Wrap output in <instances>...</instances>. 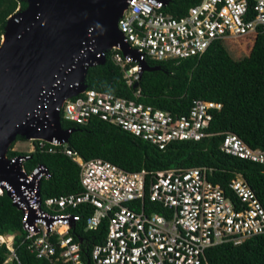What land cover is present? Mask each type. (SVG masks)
<instances>
[{
    "label": "built area",
    "instance_id": "1",
    "mask_svg": "<svg viewBox=\"0 0 264 264\" xmlns=\"http://www.w3.org/2000/svg\"><path fill=\"white\" fill-rule=\"evenodd\" d=\"M166 1L127 0L117 27L135 56L123 54L119 45L98 54L105 57L110 52L133 89L143 67L140 61L201 56L216 40L256 34L264 28V0H197L182 16L167 12ZM133 95L120 97L87 87L64 98L55 109L61 122L85 125L98 118L165 149L174 141L211 136L213 111L222 107L220 102L195 98L187 113L176 115L138 101L139 88ZM29 140L34 149L27 153L36 148L62 152L80 167L81 191L59 196L41 198L39 184L49 176L48 170L39 164L27 172L23 163L28 156L9 158L14 166L19 161V169L10 173L16 181L0 180V195L9 192L21 211L27 249L48 264L90 260L95 264H209L208 248L239 245L264 234V207L240 174L229 182L228 194L209 179L212 168L206 166L128 171L103 158L85 160L64 140ZM219 148L264 165V149L250 147L234 132L223 133ZM79 206L91 208L84 231L96 230L107 221L103 240L89 250L74 233L78 218L73 210ZM11 239L2 264H21L14 235Z\"/></svg>",
    "mask_w": 264,
    "mask_h": 264
},
{
    "label": "trees",
    "instance_id": "2",
    "mask_svg": "<svg viewBox=\"0 0 264 264\" xmlns=\"http://www.w3.org/2000/svg\"><path fill=\"white\" fill-rule=\"evenodd\" d=\"M168 1L165 10L175 16H182L197 2ZM26 6V0H0V42L8 18ZM226 40H244V48L237 51L236 58L227 49ZM146 63L159 68L142 72L137 86L141 95L137 100L176 115L187 113L195 98L220 102L222 107L213 111L208 128L213 134L200 141H174L159 149L98 118L85 125L62 120V127L72 130L67 141L70 148L85 160L103 158L128 171L206 166L212 168L209 179L228 194H231L229 182L240 174L264 207V165L223 153L219 148L223 133L229 131L250 147L264 149V28L256 34L216 40L201 56L161 61L147 58ZM85 83L88 88L126 98H134L137 89L127 86L110 52H106L103 64L88 68ZM20 155L28 156L23 163L27 172L39 164L48 170L49 176L40 180L41 198L81 191L80 167L64 153H48L38 148L31 153L18 152L11 144L7 157ZM73 211L78 218L74 233L84 239L83 245L89 250L103 240L107 221L96 230L84 231L91 208L79 206ZM1 235H14L13 246L21 264H48L27 249L21 211L7 193L0 195ZM8 252L6 244H0V264ZM206 258L209 264H264V234L250 237L239 245L212 246L206 250ZM88 264L95 263L90 260Z\"/></svg>",
    "mask_w": 264,
    "mask_h": 264
},
{
    "label": "water",
    "instance_id": "3",
    "mask_svg": "<svg viewBox=\"0 0 264 264\" xmlns=\"http://www.w3.org/2000/svg\"><path fill=\"white\" fill-rule=\"evenodd\" d=\"M26 1V8L20 9L22 12L30 6L31 0ZM34 2L32 12L13 21L8 18L5 27V32H11L15 41L13 47L0 55V145L9 126L24 127L49 139L67 142L72 130L62 127L60 114L55 109L59 106L56 97L61 85L65 84L68 90L64 98L85 90L88 68L93 62L96 65L105 62V57L98 54L111 48L108 46L112 43L119 44L123 54L135 56L117 27L127 0ZM103 40L110 42L109 45ZM83 57L93 61L83 66V74L78 78L77 64ZM140 63L143 65L140 76L144 70L159 68L149 67L146 61ZM137 86L138 82L133 87ZM18 136L29 139L23 133L13 134L5 150L6 157ZM14 167L0 163V180L16 181L10 174Z\"/></svg>",
    "mask_w": 264,
    "mask_h": 264
},
{
    "label": "bare ground",
    "instance_id": "4",
    "mask_svg": "<svg viewBox=\"0 0 264 264\" xmlns=\"http://www.w3.org/2000/svg\"><path fill=\"white\" fill-rule=\"evenodd\" d=\"M34 6H35V2H34V0H31L29 8L24 12H22V10L19 9L15 14H13L12 16L9 17L10 21H13L15 19V17L22 16L24 14H28V13L32 12V10L34 9ZM14 41H15L14 35L11 32H8V33L5 32L3 34L2 40L0 42V55H2L4 53V51L13 47ZM103 43H105L106 45H109L110 42H108L107 40H103ZM118 45L119 44L112 43L108 47L112 48L113 46H118ZM92 61L93 60L89 57H83L81 59L80 64L79 63L77 64V68H78L77 77L78 78H81V76L83 74V66H86L88 63H91ZM66 95H68L67 86L65 84H62L59 92L57 93V97H56L57 105H60L64 101V96H66ZM17 133L26 134L27 136H29V139H45L47 141H54L53 138L49 139L46 136L39 135L36 133H32V132L28 131L27 129H25L24 127H12V126L6 127L4 130L3 141L0 145V163L5 165V166L10 164L9 158H7L5 156L6 147H7L8 143L11 141L13 134H17ZM14 168H15V170L19 169V161H17V164L15 165ZM22 176H23V178L24 177L28 178V176L25 175L24 173ZM0 237H3V236H0Z\"/></svg>",
    "mask_w": 264,
    "mask_h": 264
},
{
    "label": "rangeland",
    "instance_id": "5",
    "mask_svg": "<svg viewBox=\"0 0 264 264\" xmlns=\"http://www.w3.org/2000/svg\"><path fill=\"white\" fill-rule=\"evenodd\" d=\"M19 9V8H18ZM17 9V10H18ZM227 49L230 51L231 55L236 58V54H237V51L241 50L244 48V45H242L244 43V40L240 41V40H233V41H224ZM246 47V46H245ZM33 143L32 141H30L29 139L27 138H24V137H17L15 138V140L12 142V149L18 151V152H24V153H27V152H30L31 150L34 149L33 147ZM4 238L3 241H5V244L6 245H10L11 242H12V239L10 236H3V237H0V241L1 239Z\"/></svg>",
    "mask_w": 264,
    "mask_h": 264
}]
</instances>
